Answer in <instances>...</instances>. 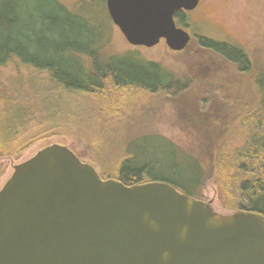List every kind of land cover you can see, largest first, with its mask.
I'll use <instances>...</instances> for the list:
<instances>
[{
    "label": "water",
    "instance_id": "95a60500",
    "mask_svg": "<svg viewBox=\"0 0 264 264\" xmlns=\"http://www.w3.org/2000/svg\"><path fill=\"white\" fill-rule=\"evenodd\" d=\"M200 0H106L134 47L185 50L176 26ZM0 264H264V216L217 213L164 182L103 179L52 145L15 166L0 190Z\"/></svg>",
    "mask_w": 264,
    "mask_h": 264
},
{
    "label": "trees",
    "instance_id": "16d2710c",
    "mask_svg": "<svg viewBox=\"0 0 264 264\" xmlns=\"http://www.w3.org/2000/svg\"><path fill=\"white\" fill-rule=\"evenodd\" d=\"M100 43L98 28L57 0H0V70L14 74L6 80L8 87L0 84V156L19 157L61 130L92 141L96 127L122 112L128 90L173 95L188 90V82L157 63L129 66L115 56L104 58ZM198 44L240 73L251 71L244 50L208 38H199ZM256 81L257 105L248 103L234 113L241 127L235 136L218 138L214 161L222 195L233 192L241 200L238 211L264 216V72ZM128 146L116 175L106 179L127 186L164 182L198 199L195 188L205 168L197 157L178 156L174 146L148 138Z\"/></svg>",
    "mask_w": 264,
    "mask_h": 264
},
{
    "label": "rangeland",
    "instance_id": "374dc122",
    "mask_svg": "<svg viewBox=\"0 0 264 264\" xmlns=\"http://www.w3.org/2000/svg\"><path fill=\"white\" fill-rule=\"evenodd\" d=\"M57 1L98 28L104 58L115 56L116 62L129 66L147 61L157 63L181 83L188 82V90L177 95L128 90L122 112L105 126L96 127L95 137L91 136L93 142L72 131L61 130L35 142L19 157L0 156V190L15 166L48 146L68 147L106 179L116 175L133 140L148 138L160 145L174 146L178 156L197 157L205 168L195 188L198 200L211 202L219 214L238 212L236 205L241 200L237 194L221 193L214 161L218 156L215 143L238 132L241 123L234 113L248 103L255 106L259 101L256 80L264 72V0H200L197 9L183 13L185 21L175 18L176 26L192 37L181 52L170 50L165 41L153 48L131 46L111 20L106 0ZM199 38L244 50L252 62L251 71L240 73L226 60L203 49L198 44ZM7 71L8 68L0 70V84L5 87L9 86L7 78L14 75ZM96 119L103 120V116ZM178 156L175 162L180 163L182 158Z\"/></svg>",
    "mask_w": 264,
    "mask_h": 264
},
{
    "label": "flooded vegetation",
    "instance_id": "af4514ba",
    "mask_svg": "<svg viewBox=\"0 0 264 264\" xmlns=\"http://www.w3.org/2000/svg\"><path fill=\"white\" fill-rule=\"evenodd\" d=\"M107 5V4H106ZM198 8V7H197ZM196 8V9H197ZM185 11H180V12H178L177 14H176V16H175V18H179L177 15H179V14H182L183 15V13H184Z\"/></svg>",
    "mask_w": 264,
    "mask_h": 264
}]
</instances>
